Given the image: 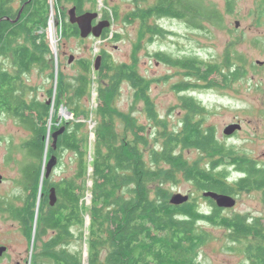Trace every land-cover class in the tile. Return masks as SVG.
I'll return each instance as SVG.
<instances>
[{
    "label": "trees",
    "instance_id": "trees-1",
    "mask_svg": "<svg viewBox=\"0 0 264 264\" xmlns=\"http://www.w3.org/2000/svg\"><path fill=\"white\" fill-rule=\"evenodd\" d=\"M95 1L0 0V114L12 116L29 133L18 146L23 154L19 163L21 191L13 199L0 198V211L15 219L26 235L31 234L37 212L36 228L47 238L36 257L51 264H197L199 248L212 236L207 226L223 228L230 242L240 244L248 264H264V215H228L202 196L210 206L204 211L190 193L186 202H169L170 189L165 185L178 182L180 175L200 192L237 196L259 191L264 204V163L227 146L212 125L204 124L207 110L188 92L189 81L177 85L185 92L180 96L186 110L182 127L169 131L154 108L148 93L150 81L138 72L135 57L119 64L103 49L97 69L88 58L76 59L78 71L71 78L59 70L53 100V89L43 99L35 93V86L24 80V74L33 68L48 66L50 6L59 14L61 37L68 39L80 37L79 28L60 8L71 3L81 14L84 4ZM235 1L225 0L226 13L233 12ZM132 2L135 7L125 13L124 21L140 23L135 48L147 36L152 40L167 33L159 22L163 18L179 19L194 28L203 27L205 21L217 25L223 21L220 11L204 0ZM111 11L118 16L115 8ZM103 15L109 17L107 11ZM109 35L110 26L101 37ZM118 39L115 32L113 40ZM155 55L209 84L213 74L227 78L217 64L193 57L172 59L162 51ZM236 60L241 64L234 75L239 76L245 60L240 56ZM125 81L146 102L147 124L112 104ZM94 82L96 107L92 108ZM61 107L71 112L72 118L60 126L51 124L49 129L52 110L57 114ZM62 126L54 147L52 133ZM153 137L162 140L158 147L149 146ZM9 146L7 158L11 160L13 147ZM191 148L201 154L196 160L184 155ZM64 153L72 155L73 173L54 181L46 178L45 157H58L55 172H59ZM232 168L236 175L230 172ZM51 187L56 195L52 206L48 199ZM38 195L40 206L36 209ZM72 243H76L74 247Z\"/></svg>",
    "mask_w": 264,
    "mask_h": 264
},
{
    "label": "rangeland",
    "instance_id": "rangeland-1",
    "mask_svg": "<svg viewBox=\"0 0 264 264\" xmlns=\"http://www.w3.org/2000/svg\"><path fill=\"white\" fill-rule=\"evenodd\" d=\"M204 2L220 11L223 17L220 25L205 21L203 27L194 28L179 19L163 18L159 22L167 33L152 40H149L148 36L145 37L138 48H135V45L140 40L139 21L135 20L131 23L124 21L125 13L135 7L132 0H96L94 3L84 4L85 11L98 12V18L108 12L109 17L105 19L109 20L111 25L110 35L106 39L92 35L86 38L73 36L64 39L58 29L59 14L51 5L48 20L50 29L47 28V39L51 50L48 66L44 69L33 68L31 72L24 74V80L35 86V93L43 99L48 98L49 89H53L51 96L53 100L59 70L62 69L66 76L71 78L78 71V66L75 65L76 59L88 58L95 64L96 57L103 49L110 55V60L119 64L129 63L135 57L138 72L150 81L148 93L154 108L165 121L169 131L179 130L182 127V118L186 110L182 109L180 96L185 92L180 91L177 85L183 80L189 81L191 87L188 92L207 110L204 124L212 125L218 139L227 146H233L264 163V66L262 65L264 63V2L236 0L234 10L230 14L225 11V0H204ZM72 7L71 3H67L60 9L68 18ZM111 8L116 9L118 16L112 13ZM236 21L239 22L238 26H235ZM50 30L53 42L50 39ZM115 32L119 35L118 40H113ZM158 51L166 53L172 59L193 57L205 64H217L227 78L224 75L213 74L210 76L212 84L198 80L187 75V69L184 70L157 57L155 53ZM70 55L74 56L71 62H69ZM239 56L245 60V68L238 76L234 75V72L241 64L236 60ZM257 60H262V64H257ZM96 86L94 82L91 91L92 108L96 107ZM120 90L112 104L121 111L131 113L139 123L147 124L144 99L136 95V91L128 81L121 84ZM60 109L57 114L52 110L49 129L51 124L60 126L61 122L72 118L65 107ZM63 111L65 115H62ZM236 122L241 124V128L230 135L231 137L225 136L223 133L225 126ZM92 126L93 124L90 125ZM28 136V131L19 126L12 116L6 113L0 114V198L13 199L21 191L19 163L23 160V154L18 146ZM161 141L160 138L153 137L149 146L158 147ZM9 145L13 147L10 152L11 160L7 158ZM184 155L189 160H196L201 156L195 148L185 150ZM49 157L51 155H47L44 159L45 167ZM71 157L70 153H64L60 163L63 170L59 172H55L59 164L58 161L56 162L50 173L52 181L73 173L74 164ZM230 172L236 175L233 168ZM165 186L170 189V196L176 191L183 194L190 193L196 198L200 209L204 211L210 209L209 203L201 196L202 192L196 190L194 185L182 176L179 175L178 182L168 183ZM39 201L38 195L36 209H39ZM89 202V196H86V203ZM235 212L252 216L264 215L261 193L255 190L237 195L235 205L226 211L228 215ZM36 221L37 212L32 221L31 234L26 235L24 240L18 243L14 242L12 248L22 251L25 260L22 264H51L36 257L42 246V240L47 238L39 234L40 228H36ZM18 225L15 219L0 211V243L7 242L9 236L13 234L12 230ZM205 229L209 230L212 236L199 248L197 264H248L240 244L230 242L223 228L207 226ZM75 244L72 243L71 246L74 247ZM0 264L13 263L3 259Z\"/></svg>",
    "mask_w": 264,
    "mask_h": 264
},
{
    "label": "water",
    "instance_id": "water-1",
    "mask_svg": "<svg viewBox=\"0 0 264 264\" xmlns=\"http://www.w3.org/2000/svg\"><path fill=\"white\" fill-rule=\"evenodd\" d=\"M98 12L96 11H85L79 15L76 14V8L73 6L70 10H69V20L72 23H76L78 28H79V35L82 38H86L89 35H92L94 37H100L103 30L105 28H107L108 26H110V21L107 19H103L98 21L95 25H92L93 20L96 19L98 17ZM239 22L236 21L235 22V26H238ZM73 55L69 56V62L72 61L73 59ZM100 55H98L96 57L95 60V68L97 69L99 65V61H100ZM257 64H262V60L256 61ZM61 110V109H60ZM67 113L72 116V113L67 111ZM241 128V124L240 123H230L227 124V126H225V128L223 129V133L225 134V136H230L232 135L235 131L239 130ZM64 130V126L60 127L58 130L54 131L52 133V138H53V145L55 147V143H56V139L58 134H60L62 131ZM49 161L46 164L45 167V177L48 178L50 176V173L53 169V167L55 166L56 162H57V158L56 155L52 154L51 157H49ZM0 181H1V175H0ZM41 189V183L39 186V190ZM201 196L203 197H208L210 199H212L216 206L220 207V208H227L230 209L232 208L235 203H236V197L229 195V194H225V193H219V192H215V191H202ZM49 204L52 206L54 205L55 201H56V195H55V189L54 187L50 188L49 191ZM189 199V195L188 194H183L181 192H177L173 193L170 198H169V202L171 204L174 205H179L183 202H186ZM5 250L4 246H0V255L3 253V251Z\"/></svg>",
    "mask_w": 264,
    "mask_h": 264
},
{
    "label": "flooded vegetation",
    "instance_id": "flooded-vegetation-1",
    "mask_svg": "<svg viewBox=\"0 0 264 264\" xmlns=\"http://www.w3.org/2000/svg\"><path fill=\"white\" fill-rule=\"evenodd\" d=\"M261 1L263 2L264 0H260V2ZM77 15H79V14H77ZM103 19H105L104 15H101L99 18L97 17L96 19L93 20L92 25H95L98 21L103 20ZM262 65L264 66V63ZM237 131H235L233 134H235ZM256 162L257 163H263V162H260V161H257V160H256ZM234 197H236V196H234ZM224 210H228V209L224 208ZM12 231H13V234L11 236H9L8 241L4 242V243H0V246H4L5 247V250L0 255V261L3 260V259H8L13 264H22L25 261L22 251H19L17 249L12 248V247H13V243L14 242L18 243V242L24 240V237H26V233L21 228L20 225H18V227L16 229H13Z\"/></svg>",
    "mask_w": 264,
    "mask_h": 264
},
{
    "label": "built area",
    "instance_id": "built-area-1",
    "mask_svg": "<svg viewBox=\"0 0 264 264\" xmlns=\"http://www.w3.org/2000/svg\"><path fill=\"white\" fill-rule=\"evenodd\" d=\"M48 27H49V29H50L49 24H48ZM50 39H51V41L53 42V38H52V35H51V30H50Z\"/></svg>",
    "mask_w": 264,
    "mask_h": 264
},
{
    "label": "bare ground",
    "instance_id": "bare-ground-1",
    "mask_svg": "<svg viewBox=\"0 0 264 264\" xmlns=\"http://www.w3.org/2000/svg\"><path fill=\"white\" fill-rule=\"evenodd\" d=\"M62 115H65V112L64 111L62 112Z\"/></svg>",
    "mask_w": 264,
    "mask_h": 264
}]
</instances>
